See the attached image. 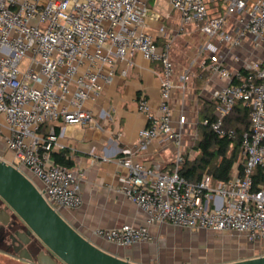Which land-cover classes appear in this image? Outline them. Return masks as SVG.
I'll list each match as a JSON object with an SVG mask.
<instances>
[{
  "label": "built area",
  "instance_id": "2783aa9c",
  "mask_svg": "<svg viewBox=\"0 0 264 264\" xmlns=\"http://www.w3.org/2000/svg\"><path fill=\"white\" fill-rule=\"evenodd\" d=\"M149 2L0 0V158L30 175L56 211L79 209L83 174L52 159L58 139L54 125H93L86 102L113 81L118 65H123L121 74L127 76L132 58L140 53L161 65L162 100L160 116L139 132L136 149L143 150L158 138L167 139L176 146L175 159L166 168L147 167L131 157L120 159L127 175L119 192L146 214L147 225L99 228L95 235L119 248H131L154 243L150 226L170 224L264 242V182H255L257 169L264 168V59L243 61L238 68L225 63L247 39L254 49L264 47V0H168L182 26L199 25L209 41L216 38L226 47L223 56L209 65L203 62L224 82L213 92L215 120L205 119L203 124L218 136L232 139L236 133L226 127V118L238 102L249 110L250 130L242 137V160L233 167L232 178L220 182L209 174L196 182L180 174L187 143L184 122L178 128L171 124L176 70L172 43L168 39L160 47L147 32L150 20L164 22ZM211 3L218 13L211 11ZM159 32L164 33L163 25ZM206 48L218 52L210 43ZM24 59L27 66L20 70ZM190 77L188 68L181 76L183 85ZM138 109L151 113L145 97ZM48 126L49 132L43 133ZM193 132L189 139L195 144L198 128ZM72 157L68 154L65 159L71 162Z\"/></svg>",
  "mask_w": 264,
  "mask_h": 264
},
{
  "label": "crops",
  "instance_id": "0c3cea01",
  "mask_svg": "<svg viewBox=\"0 0 264 264\" xmlns=\"http://www.w3.org/2000/svg\"><path fill=\"white\" fill-rule=\"evenodd\" d=\"M165 1L169 5L168 0ZM171 11L173 10L171 9ZM222 12L221 6L220 13ZM231 22L234 23L235 18L232 17ZM161 25L164 26V22L158 23L150 20L147 27V32L156 39L160 47L169 39L165 37V26L164 33L159 32ZM194 27L200 29L199 25H194ZM201 34L203 33L201 32ZM206 39L209 41L207 37ZM214 40L216 41L214 46L218 48V52L211 51L209 61L206 59L202 62L196 61L192 66L190 62L187 67H184L180 62H175L172 55L176 70L175 88L172 90L170 98L171 124L174 128H178L180 122H184L185 139L190 132L197 128L204 113L210 108H214L216 103L213 99V92L224 84L209 71L207 65L203 64L206 60L209 65L214 58H219L220 55L223 56L226 53V47L222 46L216 38L211 41ZM261 52H264V47L254 49L251 41L247 39L244 47L229 55L225 63L232 68H238L243 61L250 60L241 58L243 53L254 56ZM256 59H264V54L262 58ZM188 68L191 69V77L183 85L181 76ZM123 69V65H118L113 81L105 87L102 93L86 102L85 109L92 114L93 125H62L61 123L54 125L55 130H59V134H57L58 139L53 152L64 151L66 156L73 155L72 167L83 174L80 181L82 206L77 210H63L61 213L81 235L120 258L129 259L138 264H151L149 261L155 259L158 260L156 264H177L180 258L176 253H161L158 248L155 249V243L138 244L123 249L97 237L94 233L99 228L112 229L122 225L134 227L147 225L146 214L119 192L127 175V169L119 163L120 159L131 157L134 161L142 162L147 167L159 164L166 168L172 165L176 154L174 142L163 138L154 140L143 150L137 151L136 149L139 132L149 127L153 118L160 116L161 65L149 62L140 53H137L132 58V65L127 69V76L121 74ZM143 97L150 105V114L139 112V101ZM0 120H2L1 117ZM49 129V126L45 127L42 132L47 134ZM7 157L12 158L13 155L7 153ZM149 228L155 241L163 240L168 230H186L170 224L150 226ZM205 231L196 230L193 232ZM240 237L247 241L244 236ZM247 244L250 247L233 257L232 260L215 264H226L264 255L263 241L256 243L247 241ZM199 264L210 263L200 261Z\"/></svg>",
  "mask_w": 264,
  "mask_h": 264
},
{
  "label": "water",
  "instance_id": "95a60500",
  "mask_svg": "<svg viewBox=\"0 0 264 264\" xmlns=\"http://www.w3.org/2000/svg\"><path fill=\"white\" fill-rule=\"evenodd\" d=\"M0 197L49 250L35 261L20 255L23 260L36 264H138L105 251L81 235L47 202L30 175L1 158ZM226 264H264V255Z\"/></svg>",
  "mask_w": 264,
  "mask_h": 264
},
{
  "label": "rangeland",
  "instance_id": "374dc122",
  "mask_svg": "<svg viewBox=\"0 0 264 264\" xmlns=\"http://www.w3.org/2000/svg\"><path fill=\"white\" fill-rule=\"evenodd\" d=\"M254 1V0H253ZM211 11H215L216 5L209 4ZM149 7L153 9L164 19L166 27V36L172 43V55L175 62H180L182 66L187 67L195 61L202 62L204 59H210V50L206 48V44L212 43L216 45V41H207L206 37L201 34L199 28L194 26H182L179 16L171 11L170 6L165 0H155L149 3ZM151 9V10H152ZM261 54V55H260ZM259 55H247L243 53V59L262 58L264 52ZM27 66V59H24L20 70H24ZM183 67V68H184ZM194 131V130H193ZM192 131V133H194ZM194 135V134H193ZM193 137V136H192ZM200 138V134L198 136ZM187 142L186 155L190 159L197 156L194 149L193 139H189V135L185 139ZM242 158L240 156L239 163ZM163 240L155 241V249L162 252H174L180 258L177 264H199L200 261H206L210 264L223 263L232 260L239 253L248 249L250 246L238 234L235 233H213V232H192L186 230L173 229L168 230ZM158 260H150L151 264H156ZM0 264H25L22 262L8 260L0 257Z\"/></svg>",
  "mask_w": 264,
  "mask_h": 264
},
{
  "label": "trees",
  "instance_id": "16d2710c",
  "mask_svg": "<svg viewBox=\"0 0 264 264\" xmlns=\"http://www.w3.org/2000/svg\"><path fill=\"white\" fill-rule=\"evenodd\" d=\"M216 105L207 110L197 128L200 134L199 140L195 143L194 149L197 156L190 159L185 156L181 165L180 174L183 178L196 182L204 174H209L215 182L227 181L234 175L233 167L239 163L242 154L243 134L250 130V117L248 108L238 102L231 114L226 118L227 128L235 130V138L220 137L214 133L209 126L203 124V120H215ZM59 134V130H55ZM66 158V152H52V159L56 164L72 167V163ZM242 174V166H239ZM264 182V168H258L255 182Z\"/></svg>",
  "mask_w": 264,
  "mask_h": 264
},
{
  "label": "flooded vegetation",
  "instance_id": "af4514ba",
  "mask_svg": "<svg viewBox=\"0 0 264 264\" xmlns=\"http://www.w3.org/2000/svg\"><path fill=\"white\" fill-rule=\"evenodd\" d=\"M42 253L48 255V248L29 232L27 225L0 197V257L25 264H36L21 259L20 255H29L35 261Z\"/></svg>",
  "mask_w": 264,
  "mask_h": 264
}]
</instances>
